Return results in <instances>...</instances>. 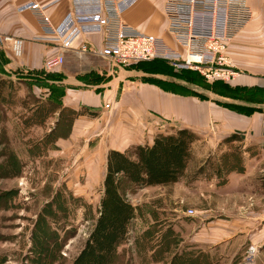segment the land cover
I'll return each instance as SVG.
<instances>
[{
	"label": "crops",
	"instance_id": "1",
	"mask_svg": "<svg viewBox=\"0 0 264 264\" xmlns=\"http://www.w3.org/2000/svg\"><path fill=\"white\" fill-rule=\"evenodd\" d=\"M37 1L46 6L51 22L63 39L72 41L73 48L64 52L62 64L46 68L45 62L57 56L58 46L43 39L42 28L29 8V1L0 0V37L22 40L18 57L11 50V41L0 45V85L7 81L9 87L16 84L38 86L47 90L50 100L74 109L81 106L88 110L106 108L104 114L109 113L110 120L112 118L109 120L112 128L106 136L108 151H124L138 144H151L157 135L172 134L182 128L195 133L197 139L192 143L184 175L176 182L146 187L184 184L182 187L186 191L200 194L204 199L228 192L249 194L256 206L250 208L248 214L253 219L246 225L223 218L236 212V209L226 206L215 210L213 207L188 208L193 209V215H188L187 209L178 210L180 215H173L175 218L171 221L175 227H186L184 236L190 239L189 242L212 256L215 253L224 255L227 248L235 254L245 244L253 248V264H264V104L247 102L226 93H205L202 96L175 74L160 67L152 68L158 59L143 62V66L150 70H137L134 65L114 66L96 54L78 53L75 49L84 41L96 48L101 47L102 35L91 28L90 20L98 9V0ZM116 1L128 25L161 38L174 50H181L166 30L162 11L164 0ZM248 2L254 15L232 39L227 51L236 75L232 81L223 82L240 91L251 92L264 89V0ZM227 104L255 110L241 111ZM128 120L137 123L139 136L128 134L129 129L124 122ZM232 134L240 137L242 165L229 166L226 182L218 188L211 180L208 186L200 189V178L190 182L197 186L189 187L186 173L193 163L197 168L213 154H224V161L230 156L232 144L237 140H225ZM156 211L158 214L168 212L166 208ZM212 213L222 218L208 221L207 217ZM197 215L195 222L189 220V216ZM141 216L137 212L133 223Z\"/></svg>",
	"mask_w": 264,
	"mask_h": 264
},
{
	"label": "rangeland",
	"instance_id": "2",
	"mask_svg": "<svg viewBox=\"0 0 264 264\" xmlns=\"http://www.w3.org/2000/svg\"><path fill=\"white\" fill-rule=\"evenodd\" d=\"M137 64V70H150ZM152 65L173 73L168 62ZM176 76L202 96L236 92L247 102L264 104V89L231 91L222 80L207 82L191 72ZM0 90V264H71L99 213L112 118L104 114L106 108L74 109L50 100L47 90L38 86L9 87L4 81ZM124 122L129 135L139 134L134 120ZM239 138L225 161L224 154H213L200 167L193 163L186 173L189 187L197 186L190 182L199 178L200 189L211 180L217 188L222 186L229 166L242 165ZM182 186H123L122 194L146 219L141 216L133 223V218L127 238L117 244L114 264H253L252 247L244 244L235 254L227 248L224 255L212 256L189 242L186 227H175L171 221L180 215L178 210L226 206L236 212L223 218L246 225L253 219L250 208L256 206L249 194L237 191L204 199ZM159 208H166L167 214H158ZM212 214L208 221L222 218Z\"/></svg>",
	"mask_w": 264,
	"mask_h": 264
},
{
	"label": "built area",
	"instance_id": "3",
	"mask_svg": "<svg viewBox=\"0 0 264 264\" xmlns=\"http://www.w3.org/2000/svg\"><path fill=\"white\" fill-rule=\"evenodd\" d=\"M43 32V39L58 46L56 57L45 62L46 68L60 65L64 52L73 48L72 41L61 33L46 13V6L28 0ZM162 11L166 30L181 47L177 51L152 34L128 25L122 18L116 0H98V9L91 16V28L101 33L100 48L87 41L75 51L96 54L114 66H130L152 59H163L175 70H192L207 82L232 81L236 75L228 55L232 39L251 20L253 12L248 0H164ZM11 41V50L20 56L22 40L0 37V45ZM193 215V209H187Z\"/></svg>",
	"mask_w": 264,
	"mask_h": 264
},
{
	"label": "trees",
	"instance_id": "4",
	"mask_svg": "<svg viewBox=\"0 0 264 264\" xmlns=\"http://www.w3.org/2000/svg\"><path fill=\"white\" fill-rule=\"evenodd\" d=\"M159 60L164 62L163 59ZM170 68L173 71L171 66ZM188 72L199 74L197 71L183 69L173 71V74L182 77ZM222 83L231 91H240L229 83ZM231 95L240 97L236 92ZM227 105L241 111L255 110L252 107ZM234 138H237V134L230 135L226 140ZM196 139L195 133L182 128L172 134L157 135L151 144H138L124 151L109 150L106 155V172L99 213L84 246L71 264H114L117 244L127 238L136 213L133 204L121 192L123 186L144 187L178 181L189 159L192 143Z\"/></svg>",
	"mask_w": 264,
	"mask_h": 264
}]
</instances>
